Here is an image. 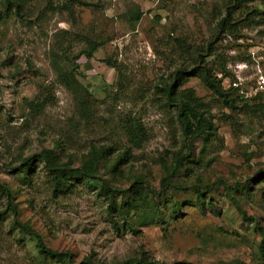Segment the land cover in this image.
Returning a JSON list of instances; mask_svg holds the SVG:
<instances>
[{"label":"rangeland","instance_id":"374dc122","mask_svg":"<svg viewBox=\"0 0 264 264\" xmlns=\"http://www.w3.org/2000/svg\"><path fill=\"white\" fill-rule=\"evenodd\" d=\"M84 1L88 6H76L70 16L59 8L63 0H19L22 14L9 11L0 21V183L19 187L14 201L19 207L17 220L29 224L48 248L70 252L75 263L90 255L99 262H119L143 250L166 264H259L253 260L258 239L253 225L243 221L221 190L212 194L221 215H202L194 193L180 192L177 199L188 202L186 215L166 230L141 226L137 236L121 223L113 226L106 198L94 190L79 186L64 196L49 191L39 158L33 156L55 145L77 158L92 146L108 147L110 159L128 149V163L121 166L124 177L100 170L101 181L123 190L143 168L148 171L149 185L159 189L161 171L155 160L160 155L170 158L183 146L175 109L160 89L170 83L174 70L191 69L194 64L191 54L186 57L180 52L177 40H187L191 52L194 47L205 50L215 38L226 2ZM263 3L254 1L247 8H261ZM240 15L236 10L233 17ZM82 36L103 43L89 62L85 57L76 62L77 80L92 94L90 98L83 95L86 106L82 97L77 99L60 83L57 71L64 68L66 57L71 59L86 48L73 42ZM67 41L72 50L62 54L59 45L66 47ZM215 49L225 56L231 74L240 63L238 55L260 58L264 64V22L238 24L235 33L220 36ZM108 60L117 70L107 65ZM246 63L244 79L251 81L253 62ZM184 88L192 89L210 106L220 138L219 151L207 147L204 152L209 165L203 173L206 170L212 181L224 177L232 184L244 182L264 164V123L237 114L226 123L198 78L190 79ZM43 100H47L44 108L34 107ZM223 113L229 115L227 110ZM129 119L142 127L141 146L128 142L123 125ZM21 174L33 176V185H25ZM254 200L246 205L248 215L262 211ZM3 209L5 198L0 195V213ZM1 218L0 264H37L31 245L24 246L18 242L21 236L11 232L12 215L4 221Z\"/></svg>","mask_w":264,"mask_h":264},{"label":"trees","instance_id":"16d2710c","mask_svg":"<svg viewBox=\"0 0 264 264\" xmlns=\"http://www.w3.org/2000/svg\"><path fill=\"white\" fill-rule=\"evenodd\" d=\"M254 1L258 0H226L224 14L216 23L215 38L208 43L205 50L202 51L194 47V51L191 52L192 46L188 45L187 40L181 38L177 40L180 52L186 57L191 54L194 57L191 60L194 64L192 63L191 69L179 68L174 70L171 73L170 83H165L160 89L168 105L175 109V116L183 138V146L179 151L172 153L170 158L164 159L160 155L155 160L161 171L159 189L156 190L149 185L148 171L143 168L131 176L130 184L123 190H118L101 181L98 176L100 170L124 177L121 166L128 163L130 158L128 149L115 159H110L108 147L96 148L92 146L88 153L77 158L75 155L64 153L61 149L59 150V145H55L56 150H42L33 156V158H39L51 194L64 196L71 194L79 186L94 190L97 195L106 198V210L113 226L118 228L117 226L121 223V227H127L130 233L137 236L138 228L141 226L156 225L162 230H166L171 223L186 215L184 208H188V202H181L177 199L180 192L187 194L192 191L194 193L196 206L202 215L205 213H211L215 216L221 215V209L216 206L217 202L212 197L216 190H221L224 198L241 215L243 221L253 225V231L258 238L254 243L253 260L259 264H264V164H260L252 176L244 182L232 184L226 181L224 177L216 178L214 181L210 180L209 175L205 173L206 170L203 173V169L209 165L204 157V152L207 147L217 148L219 151L221 148L218 144L220 138L211 116L210 106L198 97L192 89L184 88L190 79L198 78L215 100V108L219 112L221 111L223 121L226 123L229 120L233 121V114L254 117L260 123H264L263 97L253 96L244 100L239 96L237 89L224 84V81L228 80L229 82L234 78L227 69L225 56L215 49L220 36L225 37L235 33L238 24L246 22L259 25L264 22V3L261 8H247V5ZM76 6L86 7L88 4L84 0H63L59 8L71 16ZM21 7L19 0H0V21L4 17L3 15L9 11L21 15ZM236 10L240 11L239 19L233 17ZM156 19L159 21L158 17ZM256 19L257 21H255ZM135 20L137 21L138 17ZM74 40L73 42L81 43L86 48L80 50L71 59L66 57L64 68H57L58 78L60 83L68 91L75 94L77 99L82 97L80 100L85 101L87 99L84 100V97L90 98L92 94L88 90L84 91L83 86L77 80L79 66L76 62L81 57H85L86 61L89 62L93 58V51L102 47L103 43L87 36L78 37ZM64 45L65 43H60V53L68 54L72 50V44L69 43L68 45L67 41V46L64 47ZM209 58L214 59L208 62L207 59ZM238 58L240 59L239 62L250 60L248 54L238 55ZM106 63L110 68L117 70V67L110 64L109 60ZM219 75L221 78L218 77ZM46 102L47 100H43L35 104L36 106L31 105L44 108ZM82 104L86 106L87 101ZM223 110H227L229 115L224 114ZM123 126L128 136V142L132 146H141L144 143L142 127L134 119H129ZM231 127L233 126L231 125ZM30 159L32 157L28 158L26 162ZM74 162H78L79 165L74 166ZM21 181L27 186H32L34 178L28 174H21ZM116 193H118V197H116ZM18 194L19 187L0 183V195L5 198L6 203V209L1 211L0 217L4 221L10 214L12 215L11 232L16 231L18 236H21L18 242L24 246L31 245L36 252L32 259L37 264H48V262L55 264H166L153 259L143 250L137 255L119 262H99L90 255L79 263H75L70 252H58L48 248L42 237L29 224L17 220L19 207L14 201ZM252 199H256L254 201L262 211L248 215L249 209L246 207L250 206L249 201Z\"/></svg>","mask_w":264,"mask_h":264},{"label":"built area","instance_id":"2783aa9c","mask_svg":"<svg viewBox=\"0 0 264 264\" xmlns=\"http://www.w3.org/2000/svg\"><path fill=\"white\" fill-rule=\"evenodd\" d=\"M250 61L253 62L251 66L253 79L251 81H245L244 79V73L246 72L245 70L248 69V63H236L232 70L234 79L229 81L228 86L237 89L239 96L244 100L253 96H262L264 99V64H262L260 58H251V55ZM218 77L221 78L220 75Z\"/></svg>","mask_w":264,"mask_h":264}]
</instances>
